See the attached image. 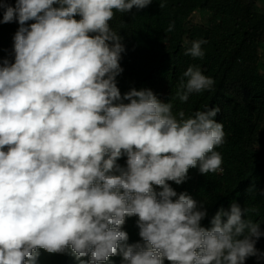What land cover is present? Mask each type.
Instances as JSON below:
<instances>
[{"label":"clouds","instance_id":"9594fccd","mask_svg":"<svg viewBox=\"0 0 264 264\" xmlns=\"http://www.w3.org/2000/svg\"><path fill=\"white\" fill-rule=\"evenodd\" d=\"M150 3L0 5L2 22L20 25L15 62L0 66V264H35L38 249L70 248L77 259L90 257L87 264L118 251L126 264H244L258 254L262 233L258 222L243 218L248 209L236 203L221 208L206 229L203 203L167 183L182 184L197 166L201 174L223 172L214 150L224 142L223 125L214 119L220 109L187 119L181 111L177 119L171 103L151 90L122 97L117 87L125 49L109 21L114 10ZM28 21L35 22L26 27ZM203 43L192 41L185 55L203 57ZM183 76L181 101L214 84L196 67ZM122 156L126 168L117 164ZM131 216L138 217L142 243L127 244L122 226Z\"/></svg>","mask_w":264,"mask_h":264},{"label":"trees","instance_id":"16d2710c","mask_svg":"<svg viewBox=\"0 0 264 264\" xmlns=\"http://www.w3.org/2000/svg\"><path fill=\"white\" fill-rule=\"evenodd\" d=\"M16 2L0 0V5L15 7ZM260 2L264 0H152L142 9L114 10L109 21L125 49L119 61L122 72L116 77L122 97L132 89H149L161 102L171 103L177 119L181 111L187 119L196 111L220 109L214 119L223 125L224 142L214 150L222 157L223 172L201 174L197 166L188 170L182 184L167 183L178 195L186 193L198 205L203 203L207 215L200 223L206 229L212 227L215 213L230 210L232 203L249 210L243 218L258 222L262 235L255 243L258 254L247 257L244 264H264V9L259 10ZM4 11L0 7V66L15 62L14 36L20 27L15 19L3 23ZM197 40L206 41L201 45L203 57L185 55ZM189 67L199 68L214 84L181 101L177 93L181 80L187 81L183 74ZM126 162V156L117 160L121 168L127 167ZM137 222V216L126 217L122 226L129 245L142 243ZM38 251L35 264H87L90 259H77L70 248L55 254ZM100 264L126 262L118 251ZM164 264L170 262L165 259Z\"/></svg>","mask_w":264,"mask_h":264},{"label":"rangeland","instance_id":"374dc122","mask_svg":"<svg viewBox=\"0 0 264 264\" xmlns=\"http://www.w3.org/2000/svg\"><path fill=\"white\" fill-rule=\"evenodd\" d=\"M259 10L261 9V10H263L264 9V3L263 2H260L259 3ZM264 56V55H263ZM262 73H264V62H263V69H262Z\"/></svg>","mask_w":264,"mask_h":264}]
</instances>
